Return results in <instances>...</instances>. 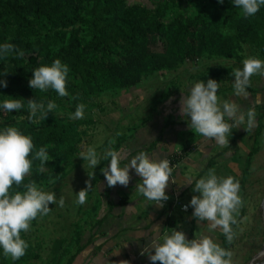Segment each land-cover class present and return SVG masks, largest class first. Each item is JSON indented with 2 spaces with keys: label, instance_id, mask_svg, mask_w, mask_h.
Segmentation results:
<instances>
[{
  "label": "trees",
  "instance_id": "16d2710c",
  "mask_svg": "<svg viewBox=\"0 0 264 264\" xmlns=\"http://www.w3.org/2000/svg\"><path fill=\"white\" fill-rule=\"evenodd\" d=\"M151 4L149 7L131 0H0V45L10 43L25 53L23 58L16 51L0 56V80L7 82V87H0V104L9 97L21 99L23 104L17 111L5 112L0 108V130L16 127L31 137L32 155L45 147L51 158L43 171L40 161L34 160L25 184L35 181L39 188L53 186L72 171L86 134L85 126L92 122L69 118L78 104L85 105L84 112L91 110L96 106L93 99L104 92L134 87L154 73L176 71L185 62L201 58L240 63L246 59L245 51H249L251 57L264 61V5L255 15L244 17L232 0L222 4L217 0H151ZM155 36L165 43L161 53L150 49ZM56 59L69 68L66 97L51 89L41 92L28 85L34 69L51 66ZM209 71L214 76L220 72ZM30 99L45 105L52 101L57 108L44 120L37 113L30 121ZM257 108L261 110L258 118L262 119L264 108ZM261 129L258 121L256 136ZM237 138L238 135L233 137L231 144ZM186 149L181 152L184 154ZM256 150L257 147L253 148L249 156ZM245 163H249L248 157ZM212 165L209 161L197 179ZM245 171L244 168L242 173L246 175ZM10 191L24 188L13 185ZM109 192L106 183L107 200ZM107 203L108 210L96 218L89 239L82 243V232L76 228L75 251L70 253L66 247L54 256L51 264H62L63 258L64 264H73L93 243L95 235L104 234L100 229L114 208ZM123 203L121 200L119 205ZM170 210L168 203L164 211L167 214ZM174 225V219L167 217L168 229ZM21 238L28 244L26 254L13 261L0 249V264H30L37 258L24 232ZM220 239V246L229 251L230 243L223 233Z\"/></svg>",
  "mask_w": 264,
  "mask_h": 264
},
{
  "label": "clouds",
  "instance_id": "9594fccd",
  "mask_svg": "<svg viewBox=\"0 0 264 264\" xmlns=\"http://www.w3.org/2000/svg\"><path fill=\"white\" fill-rule=\"evenodd\" d=\"M223 2L224 0H217V3ZM232 4L241 10L244 17H250L264 5V0H232ZM13 51H16L20 58L25 56V53L17 50L13 44L0 45V56H7ZM242 65V68L233 69L231 75L234 77L235 95L247 100L250 78L257 74L264 76V61L249 57L242 61ZM68 72V66L56 59L51 66L34 69L28 85L31 89L41 92L51 89L58 96L66 97L69 95L66 91ZM0 87H7V82L0 80ZM218 89L219 84L212 79H208L206 84L201 80L195 82L188 89L187 95L182 94L178 102L179 114L187 117L191 129L206 140H214L217 145L228 146L233 128H240L245 123L247 131L256 127L257 113L254 108L245 109L228 100L221 102L217 95ZM22 107L21 99L11 97L0 104V108L5 112L17 111ZM27 108L30 121L37 113H40V119L44 120L57 105L52 101L45 105L30 99L27 101ZM84 109V104H78L69 118L83 119ZM113 143L114 141H109V148L104 151L103 156L90 147L86 152L82 151L79 157L87 161L93 169L101 160L109 161L106 167L100 169L109 188L116 185L127 187L131 179L129 171L134 170L141 181L135 186L137 191L147 200L153 201L158 208H163V202L169 199L165 189L173 173L169 160H154L141 151L133 156L127 165L121 167L124 155L111 148ZM33 149L31 137L22 134L16 127L6 126L0 130V249L6 258L10 257L13 261L23 257L28 248L27 242L21 238V233L29 231L31 222L38 216L47 215L51 211L49 205L57 204L54 192L42 190L35 181L24 183L25 177L31 175L34 160L40 161V170L43 171L45 162L51 159L45 147H41L34 155ZM93 179L95 175L92 172L89 180L85 181V188L76 194L77 204L83 205L86 202ZM187 184H192V181L189 180ZM13 185L17 188L23 185L24 191L11 192ZM192 191L199 195H193L189 205H185L183 210L187 211L188 207H191L194 219L208 221L211 230L221 231L231 243L235 235L231 225L237 222L235 217L242 207L239 182L232 176L218 177L214 169H209L204 176L196 180ZM64 204V197L61 196L58 206L63 207ZM152 232L155 235L148 240L140 253L147 256L151 264H231V251L222 248L209 236L202 235L189 240L184 232L176 229H170V233L161 236L159 225L152 226ZM119 264L129 262L122 260Z\"/></svg>",
  "mask_w": 264,
  "mask_h": 264
},
{
  "label": "rangeland",
  "instance_id": "374dc122",
  "mask_svg": "<svg viewBox=\"0 0 264 264\" xmlns=\"http://www.w3.org/2000/svg\"><path fill=\"white\" fill-rule=\"evenodd\" d=\"M131 1L149 7L152 5L151 0ZM164 46V41L159 36H155L150 49L152 52L161 53ZM249 53L245 51L246 58L251 57ZM240 63L236 64L234 60L201 58L196 62H185L176 71L154 73L134 87L104 92L94 98L93 103L96 106L84 112L83 119L92 122L85 126L86 134L79 145L80 152L73 160L72 171L53 186L41 188L44 191L54 192L57 204L49 205L51 211L47 215L38 216L31 222L30 230L24 232L37 254V258L30 264H51L54 256L66 247H69L68 250L73 253L75 251V229L81 230V242L85 243L89 239L90 229L94 226L96 218H99L102 213L99 187L104 177L100 169L104 167L105 160H101V163L93 169L89 167L87 161L79 157L82 151L86 152L91 147L95 148L98 155L103 156L104 151L109 148V141L115 142L119 137L132 138L129 136L135 135V130L147 117L149 108L155 105H179L182 94L187 95L188 89L200 80L206 84L208 79H212L219 84L217 95L221 102L228 100L237 105H250L241 102L233 91L234 77L231 74L233 69L242 68V62ZM210 69L213 71L218 69L220 72L214 76L215 74H212ZM249 88L256 90V94L261 97L258 107L264 108V76L253 75L250 78ZM255 112L257 113V124L259 121L262 125L258 136L255 135L257 124L251 131H247L245 125L244 135H240L238 129L231 131V138L236 135L240 138L239 144H231L229 140L227 146L230 150L226 153H236L235 163L231 162L232 159H229L228 155L224 156L225 153L223 154L221 148L225 146L218 147L217 150H221L220 153L217 151L215 156L205 161L206 164L208 161L213 162L211 169L215 170L218 177L232 176L240 185L239 195L242 199V207L235 217L237 222L233 226L235 235L229 247L232 253L231 264H264V255L262 256V250H264V117L258 118V114L261 113L260 108L255 109ZM256 147L257 150L249 156V152ZM247 157L249 158L248 164L245 163ZM244 168L246 175L242 173ZM92 172L95 179L91 180L93 186L88 192L86 202L83 205L77 204L76 194L85 188V181L89 180ZM192 176L195 178L196 173L193 172ZM61 196L65 200L63 207L58 206ZM183 209L182 203L174 209V214L177 213L178 217L174 220L175 225L172 229L184 232L189 240L206 235L215 243L221 244V231L211 230L210 223L206 220L194 219L191 207L187 215ZM110 224L112 222L105 223V231L109 230ZM167 233H170L169 229ZM62 260L64 264L66 258ZM138 263L151 264L145 255L138 258Z\"/></svg>",
  "mask_w": 264,
  "mask_h": 264
},
{
  "label": "crops",
  "instance_id": "0c3cea01",
  "mask_svg": "<svg viewBox=\"0 0 264 264\" xmlns=\"http://www.w3.org/2000/svg\"><path fill=\"white\" fill-rule=\"evenodd\" d=\"M248 92L249 98L247 100L241 97L239 99L244 104L250 105L239 106L245 109L254 108V110H258V102L261 97L256 94L255 89L248 88ZM148 111L147 117L135 130V135L129 136L132 138L126 136L117 138L112 149L124 155V159L121 160L120 164L121 167H124L133 156L141 151L145 152L149 158L158 160L175 152H181L182 148L186 147V152L184 154L181 152L179 165L172 173L165 194L168 197L176 194L183 207L189 205L192 196L197 195L192 191V188L198 180V175L207 165L205 161L218 152L220 153L223 149L224 156L227 157L228 155L229 159H232L231 162L235 163L236 153H226L227 150H230L229 148L225 151L227 145L218 151L217 148L221 146L217 145L214 140H206L191 129L188 118H184L179 114V105H155V107L149 108ZM228 122L232 123L231 121ZM245 125L246 123L242 124L240 128H233L232 131L238 129L240 135H244L243 127ZM229 138L231 141V134ZM239 139L237 138L233 144H239ZM232 151L235 150L232 149ZM215 161L217 162V159ZM108 163L109 161H104V167ZM193 172L196 173L195 178L192 176ZM129 175L131 179L128 186L116 185L111 187L108 200L104 195L106 181L104 180L100 184L101 215L107 212L108 201L114 208L109 213L105 223L112 222V224L108 227L109 230L106 229L107 231H105V223L102 225L100 232L104 234L95 235L93 243L77 256L73 264H106V262L119 264L122 260H127L129 264H137L143 247L155 235L152 232V226L159 225L162 236L167 233V217L177 219L178 216L177 213L174 214V210L170 216L165 213L164 202V207L158 208L153 201L147 200L137 191L135 186L141 181L134 170L130 169ZM189 180L192 181L193 185L187 184ZM121 200L124 201L122 206L119 205ZM189 208L185 211L186 215L190 213Z\"/></svg>",
  "mask_w": 264,
  "mask_h": 264
},
{
  "label": "built area",
  "instance_id": "2783aa9c",
  "mask_svg": "<svg viewBox=\"0 0 264 264\" xmlns=\"http://www.w3.org/2000/svg\"><path fill=\"white\" fill-rule=\"evenodd\" d=\"M181 152H175L173 153L172 155L166 157L169 162H170V167H172V170H176L178 165H179V162H180V159H181ZM165 205H167L168 203L171 204V210L168 212V216L171 215V212L177 207V206H180V201H179V197L178 195L174 194L172 195V197H169V199L167 201L164 202Z\"/></svg>",
  "mask_w": 264,
  "mask_h": 264
},
{
  "label": "water",
  "instance_id": "95a60500",
  "mask_svg": "<svg viewBox=\"0 0 264 264\" xmlns=\"http://www.w3.org/2000/svg\"><path fill=\"white\" fill-rule=\"evenodd\" d=\"M263 213H264V201H263ZM264 215V214H263ZM262 256L264 255V250H262ZM252 264V263H251Z\"/></svg>",
  "mask_w": 264,
  "mask_h": 264
}]
</instances>
